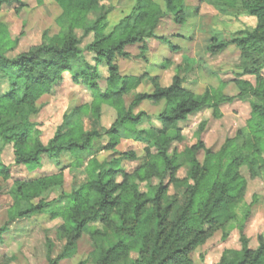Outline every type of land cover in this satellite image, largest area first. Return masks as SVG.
<instances>
[{
  "label": "trees",
  "instance_id": "1",
  "mask_svg": "<svg viewBox=\"0 0 264 264\" xmlns=\"http://www.w3.org/2000/svg\"><path fill=\"white\" fill-rule=\"evenodd\" d=\"M104 1L56 0L62 9L57 19L58 34L45 35L41 46L13 58L0 50V80L8 82V91L0 95V177L11 178L10 169L1 160L8 145L14 148L15 163L30 170L41 166L46 155L68 153L74 167L84 168L87 176L85 184L54 200L44 196L63 186L61 172L15 182L10 192V220L47 214L51 220L63 221L59 232L66 245L57 259L50 257L49 264L73 258L85 234L92 239L93 251L80 264H195L192 254L221 226L228 210L232 212L229 219L234 220L238 218L237 208L244 205V217H250V207L244 201L248 183L241 169L247 167L254 178L264 177V0L200 1L222 16H247L256 21L255 27L236 32L229 40L212 39L207 48L209 55L238 48L242 73L233 81L238 90L236 98L248 100L252 113L246 129L227 140L220 151L214 152L199 141L182 153L173 149L184 141L178 125L205 108L213 110L218 119L221 107L236 98L220 88H207L202 93L186 88L183 64L176 67L177 74L168 87L161 85L158 74L123 76L116 57L130 58L126 47L158 39L156 29L167 15L184 23L185 0H163L164 8L155 0H137L133 13L111 30L104 18L94 24L89 21L90 14L104 10ZM5 3L9 0H0V10ZM78 30L86 37L93 35L86 50L81 48ZM1 43L10 48L0 25ZM102 65L107 68L106 78L100 70ZM169 66L166 62L158 70ZM66 73L72 75L75 84L90 91L92 101L72 110L45 145L39 125L31 118L40 112L39 101L54 92ZM244 76L255 77L256 83L243 80ZM145 83L153 90L138 93ZM131 93L134 99L128 106L125 97ZM146 101L164 103L165 110L157 119L159 126L142 129L150 117L145 112L136 114L135 109ZM104 107L116 113L108 129L101 127ZM85 117L101 130L87 131ZM103 137L110 142L95 150V143ZM124 138L145 146L146 163L133 172L127 171L123 162L138 160L135 151L103 162L97 159L101 151L115 152ZM201 152L205 154L203 163ZM184 167L187 176L179 179L177 174ZM6 231L7 226L0 228V236ZM242 244L241 251L224 254L219 264H264V236H260L257 249L250 247L244 235Z\"/></svg>",
  "mask_w": 264,
  "mask_h": 264
},
{
  "label": "rangeland",
  "instance_id": "2",
  "mask_svg": "<svg viewBox=\"0 0 264 264\" xmlns=\"http://www.w3.org/2000/svg\"><path fill=\"white\" fill-rule=\"evenodd\" d=\"M201 0H185L184 6L187 14L186 21L179 24L175 16L170 14L163 18L156 35L158 39L147 40L143 44L126 47L130 58L116 57L120 72L123 76H140L146 72L152 75L158 74L163 87H168L177 74L176 67L183 64L185 87L197 93L204 92L207 88L222 89L232 98H236L238 90L233 81L240 76L239 68L240 51L236 47H230L220 55H209L207 48L212 39L229 40L236 32L256 25L254 18L241 16L230 18L222 16L212 6L200 2ZM155 2L164 6L163 0ZM137 0H106L101 12L89 15V21L96 23L100 18L108 25L109 30L129 17ZM62 9L56 0H9L2 5L0 10V25L7 39L11 42L10 48L0 44V50L6 52L10 58L28 51L32 47L41 46L44 36H54L60 32L57 19L61 16ZM82 40L81 48L86 50L93 41V35L86 37L81 30L77 31ZM163 38V39H159ZM90 60L93 56L85 53ZM166 62L170 63L167 70H158ZM104 78L108 75L107 68L100 67ZM243 80L256 83L255 77L244 76ZM105 87L104 81L101 83ZM150 83L142 85L137 92H151ZM8 91V82L0 80V95ZM134 99V93L125 97L129 106ZM92 101L90 91L83 85L73 82L71 74L66 73L64 80L58 84L54 92L44 96L39 101L40 112L33 116L31 121L39 125L41 139L45 145L52 140L66 121L70 112L83 104ZM165 104L155 105L149 101L144 102L135 113L145 112L150 118L142 125V129L159 126L158 117L164 112ZM252 109L248 100L238 98L230 104H225L220 109V118L214 117L213 110L205 108L189 117L178 125L181 129L184 141L176 143L173 149L179 153L192 147L199 141H203L206 148L218 152L227 140L238 137L241 130H245L251 117ZM116 118L115 111L104 107L102 116V128H110ZM85 129L101 130L92 119H84ZM108 137L95 143L94 149L100 145H107ZM144 145L135 143L130 139H122L115 152L101 151L97 154L100 162L112 160L120 154L135 151L138 160L124 161L123 167L129 171L140 168L146 163ZM200 161H205L203 152L199 155ZM1 160L10 169L11 178L4 180L0 177V228L7 226V231L0 236V264H49V259H57L63 251L66 241L60 235L59 229L63 225L61 219L51 220L47 214H40L31 218L10 220V208L13 205V197L10 194L15 182H30L38 178L64 174V184L55 188L44 197L54 200L63 193H71L87 182L84 168L73 165L71 154H61L58 157L44 156L41 166L30 170L24 165L15 163L14 148L6 146ZM242 176L246 179L247 193L245 204L250 207L251 214L245 219L244 205H240L235 214L237 219L230 220L231 211L222 216L221 226L213 230L211 237L204 245L197 248L192 254L195 264H219L224 254H232L243 248L242 236L249 239L250 247L257 249L260 236H264V177L254 178L247 167L241 169ZM187 176V168H182L177 177L184 179ZM141 188L145 191V185ZM37 203V202H36ZM220 216V214H219ZM227 237H224V236ZM93 251V242L90 235L85 234L78 242L77 253L73 258L62 260L59 264H80L89 258ZM52 252V253H51ZM132 257H136L135 254Z\"/></svg>",
  "mask_w": 264,
  "mask_h": 264
}]
</instances>
